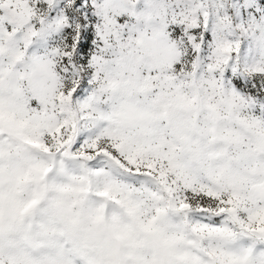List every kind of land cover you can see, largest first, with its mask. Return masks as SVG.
I'll list each match as a JSON object with an SVG mask.
<instances>
[{"label": "rangeland", "instance_id": "374dc122", "mask_svg": "<svg viewBox=\"0 0 264 264\" xmlns=\"http://www.w3.org/2000/svg\"><path fill=\"white\" fill-rule=\"evenodd\" d=\"M0 264H264V0H0Z\"/></svg>", "mask_w": 264, "mask_h": 264}]
</instances>
